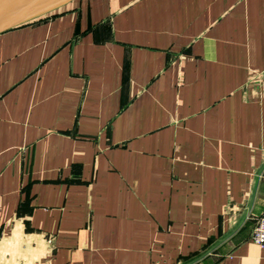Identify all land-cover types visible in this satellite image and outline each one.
Segmentation results:
<instances>
[{
	"label": "crops",
	"instance_id": "obj_1",
	"mask_svg": "<svg viewBox=\"0 0 264 264\" xmlns=\"http://www.w3.org/2000/svg\"><path fill=\"white\" fill-rule=\"evenodd\" d=\"M263 213L264 0H61L0 31V264H264Z\"/></svg>",
	"mask_w": 264,
	"mask_h": 264
},
{
	"label": "water",
	"instance_id": "obj_2",
	"mask_svg": "<svg viewBox=\"0 0 264 264\" xmlns=\"http://www.w3.org/2000/svg\"><path fill=\"white\" fill-rule=\"evenodd\" d=\"M60 2L61 0H0V11L10 6L14 9L11 16L0 22V31Z\"/></svg>",
	"mask_w": 264,
	"mask_h": 264
},
{
	"label": "built area",
	"instance_id": "obj_3",
	"mask_svg": "<svg viewBox=\"0 0 264 264\" xmlns=\"http://www.w3.org/2000/svg\"><path fill=\"white\" fill-rule=\"evenodd\" d=\"M251 241L260 248H264V213L256 220L251 234Z\"/></svg>",
	"mask_w": 264,
	"mask_h": 264
}]
</instances>
